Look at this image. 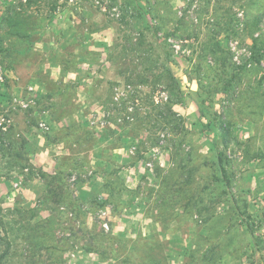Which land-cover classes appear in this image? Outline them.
<instances>
[{"label":"rangeland","instance_id":"1","mask_svg":"<svg viewBox=\"0 0 264 264\" xmlns=\"http://www.w3.org/2000/svg\"><path fill=\"white\" fill-rule=\"evenodd\" d=\"M52 2L58 10L47 25L43 18ZM170 2L166 29L177 35L167 40L162 30L159 38L163 53L172 54L175 64L170 67L186 92L174 109L200 156L191 162L173 155L166 135L155 137L151 125L142 122L150 120L153 106L166 101L164 87L129 86L118 61L110 62L111 54L126 56L123 37L130 32L120 24L121 3L114 9L109 0H35L25 7L27 0H0V37L8 50L0 54V256L10 247L11 264L25 261L31 235L45 234L51 236L43 239L45 244L59 246L62 253L44 254V264H112L86 250L91 234L100 232L122 237L120 245L103 242L99 250L109 254L112 246L126 254L137 240L133 264L152 257L190 263L193 250L205 252L212 245L207 238L216 229L205 219L213 213L221 218L222 233L227 224L234 225L226 237L235 241L240 255L220 253L211 264H264V60L251 61L255 39H264V0ZM15 9L22 14L23 34L26 28L33 30L31 40L16 36L15 25L7 20ZM25 12L32 18L24 17ZM180 17L184 21L178 25ZM141 26L148 28L144 21ZM215 40L232 51L236 65L248 67L234 91L208 98L192 65L204 56L203 44ZM146 43L161 55L150 30ZM203 66L204 72L209 70ZM221 119L233 124L234 141L228 147ZM216 147L231 162V193L245 212L242 217L233 216L231 198L213 202L212 188L215 195L221 186L204 190L213 179ZM191 168L195 175L187 184ZM60 171L71 197L52 225L48 222L54 217L43 203L50 187L39 174ZM104 171L120 176L123 192L117 191L115 198L104 188ZM179 171L183 176H175L179 181L167 187L169 173ZM166 192L169 204L163 200ZM74 199L82 217L72 209ZM95 199L98 204L92 208ZM247 215L254 218L258 239L249 233L243 219ZM46 224L47 230L36 234L37 225Z\"/></svg>","mask_w":264,"mask_h":264},{"label":"trees","instance_id":"2","mask_svg":"<svg viewBox=\"0 0 264 264\" xmlns=\"http://www.w3.org/2000/svg\"><path fill=\"white\" fill-rule=\"evenodd\" d=\"M109 2L112 4L110 7L114 9L118 8L121 3L119 14L120 24L124 26L126 32H130V34L125 33L123 37V39L126 41L123 47V51L125 52L126 56H115L111 54L110 62L117 64L118 61V65L120 64L121 69L120 74L125 77L128 74L126 81L129 86L132 85L140 87V85H142L155 88L164 87L162 90L168 93L166 101L161 103L163 104L162 106L164 109L162 110L161 105H158V107L153 106V113L148 115L150 120H147V118L146 120L141 118L142 122L151 125L150 131L155 134V137L159 134L166 135L167 140L171 145L170 148L174 153L173 155H180L181 157L187 158L186 161L191 162L193 158L200 156H197V154L194 153L196 147L193 146L189 141L190 129L186 127L184 119L174 109V106L181 104L184 101L186 92L183 85H181V83L178 81L172 68L170 67V63L175 64V60H173L172 54L163 53V51H165L163 45L165 44H163V42H161V38H159V33L162 30L166 31L164 39L168 40V38L170 39L171 37L177 35L173 31L170 32L166 29L167 25L170 23V18L167 15V10L172 8L170 0H109ZM33 3L35 4V0H27V3L23 5L25 7H30L33 5ZM57 10L58 4L56 2H52L50 13L43 18V21H47V25H51L55 21V13H57ZM162 11L164 13H162ZM21 15V11L15 9L12 11V14L10 15L11 17L8 16L7 20L10 23L13 22L15 25L16 28L14 33H16V36L19 35V37L24 40H31L33 30L31 28H26V32L23 34V29L21 30L19 28L22 19ZM25 15L26 16L24 17H28V19L32 18L31 14H27V12H25ZM28 19L26 21H28ZM81 19L83 20L85 17H82ZM155 20L156 23L153 22ZM143 21L147 22L148 28H142L141 24ZM183 21L184 18L180 17L177 24L181 25ZM147 30L152 31L156 41L155 45L158 47V49H160L161 55L164 56L158 55V52L155 49L156 47H154L152 44L146 43ZM136 31L138 36L135 38L132 36V34H135ZM29 44L31 47L33 46V42H29ZM255 45L254 53L256 52V56H251V61L254 60L256 63L261 64L264 60V39H255ZM203 51L204 56H199L200 60H198V63L196 62L192 65L194 73L197 74L198 85L200 86L203 94L207 95L208 98H212L217 94H229L230 92L234 91L236 85L242 82V77L248 67V64L242 66L236 65L232 51L226 48L218 40L212 41L210 43L205 42L203 44ZM4 52H8V50L7 48L3 47V39L0 37V54ZM129 54H132V56H129ZM210 61L212 63H209ZM192 62L193 59H191L190 63ZM204 63H206L207 68H209V70L206 72H204ZM139 118L140 116H138V119ZM219 123L222 135L224 137L225 146L228 147L234 141L232 134L233 124L227 119H221L219 120ZM188 146H190V151L187 152L186 150ZM213 153H215L217 156V159L214 163L215 171L211 174L213 178L211 184H207L204 190L206 191L207 189H211V185L221 186L223 188L222 192H217L218 194L215 195V189L212 188V190H214L213 202L217 204L218 198H231L233 216L237 215L238 218L242 217L245 212H243L241 206L238 205L237 198L232 196L231 193L233 183L232 176L229 174L231 162L225 156L224 152L218 149V147L215 148ZM142 158L143 156L139 154L138 159ZM134 163L135 162H133L132 165H134ZM184 169L187 168L183 167L182 170ZM39 175L42 177V179L48 181V187H50L46 197L43 200V203L46 210H49L51 212V216L54 217V219H51L48 222V224L53 225L59 221L56 217H58L57 214L62 213L60 212V207L66 206L68 203L66 200L71 197L68 189L65 187L66 175L61 171L55 175H47L42 172ZM102 175L101 176L104 180V188L108 191V194H110L112 198H115L117 191L120 193L123 192V189L119 187L122 184V181L117 171H104ZM194 175L195 172H193V169H189L188 178L185 182L187 184H191ZM175 176L181 178L183 176L182 171H179L176 175L171 174V172L169 173V176H167L168 181L165 183L167 184V187L170 185L171 188L173 184L179 181ZM197 195H200V193L197 192ZM193 198L194 197L192 196L191 199H189L193 200ZM163 200L169 204L171 200L170 193H164ZM93 201L94 202H91L92 208L98 204L97 199ZM107 201L108 200L104 202L102 205L103 207L107 206ZM71 206L76 212L78 218L82 217V209L79 208L80 206L76 205V199L72 201ZM215 215L216 214L214 213L210 214L205 219L206 224L213 223L216 229V232L210 236L212 238H207L208 241L211 240L212 245L205 252L202 249L193 250L189 256L190 263L186 262L184 264H199L202 262H204V264H211L217 261V257L220 253H229L233 256L240 255V250L235 246V241L226 237L229 235V233L233 232L234 225L231 223L227 224L226 232L228 233H222L224 231V226L218 230L221 224V218L220 216ZM231 218L233 217L231 216ZM243 219L248 225L251 236L254 239H258L256 230L257 227L254 225V222H252L254 221V218L251 215H247V217H244ZM83 222L84 221H82V223ZM46 226L47 224L44 226L37 225L36 234L41 230H47ZM48 232L49 231L46 233ZM47 235L45 234V237ZM109 235L110 234L105 232L92 233L90 236L91 244L90 246H86V250L89 252H98L100 256H102L104 262H107L109 259H111L113 260L112 264H133L134 255L137 254V240L132 242L131 248L134 247V250H130V252L122 255L118 253L117 248L112 246V250L109 254V252H102L99 250L101 245H103V242L111 241L113 243L112 245H114L115 241H117L120 245L122 238ZM32 236L33 235L28 238L30 248L29 252L23 255L25 261H23L22 264H44L42 260L44 254L48 253L50 255H55L57 253H62V250L59 246H49L45 244L43 240L45 237L43 238L38 235ZM78 236L79 235H77L76 238H78ZM49 237L51 236H47V238ZM76 245H78V243ZM228 247L230 249L226 250ZM172 259L173 258H171V260ZM55 262L56 261H52L51 264H56L57 262ZM0 264H11L10 247H8V249L5 250L0 256ZM144 264H170V260L169 258L159 259L152 257L147 259Z\"/></svg>","mask_w":264,"mask_h":264}]
</instances>
